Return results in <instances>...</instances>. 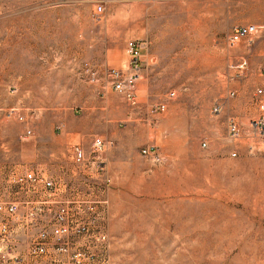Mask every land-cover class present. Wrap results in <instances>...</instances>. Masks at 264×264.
<instances>
[{
  "label": "rangeland",
  "instance_id": "obj_1",
  "mask_svg": "<svg viewBox=\"0 0 264 264\" xmlns=\"http://www.w3.org/2000/svg\"><path fill=\"white\" fill-rule=\"evenodd\" d=\"M248 24L263 28L228 47ZM129 39L143 42L134 106L99 93L107 69L128 67ZM261 42L264 0H0V172L34 170L60 196L107 200L109 247L85 264H264V143L251 135L261 76L237 67ZM65 122L80 134L63 141ZM97 136L103 163L76 164L72 147L93 158Z\"/></svg>",
  "mask_w": 264,
  "mask_h": 264
},
{
  "label": "built area",
  "instance_id": "obj_2",
  "mask_svg": "<svg viewBox=\"0 0 264 264\" xmlns=\"http://www.w3.org/2000/svg\"><path fill=\"white\" fill-rule=\"evenodd\" d=\"M102 6L97 5L94 14L102 12ZM260 25H238L226 36V45L235 46L242 38L262 29ZM252 40H248V45ZM143 42L129 39L125 42V50L129 56L128 67L123 69L109 68L105 80L99 87V93L105 95L112 89L122 95L127 104L134 106L137 101V81L139 79ZM239 74L250 70L246 56L241 55L237 65ZM260 82L253 91V100L257 106L258 117L251 120V135L264 143V63L259 69ZM91 81L96 82L95 71H90ZM233 94V92H231ZM174 92H169L172 98ZM166 102L153 104L152 113L162 112ZM221 105L216 104L214 112H220ZM23 119L22 116H19ZM30 129L27 133H30ZM227 133L229 138L238 139L239 126L234 116L227 118ZM205 145V143H204ZM104 141L97 136L93 140L90 154L76 144L72 147L73 161L78 165L93 163L102 164L97 155L102 150ZM143 156L158 160L154 146L141 149ZM97 156V157H95ZM231 156H236L231 151ZM107 182L110 179L106 178ZM59 186L53 178L34 170L23 172L11 171L8 174L0 172V264H33L39 258L49 256L55 263H61L62 255H67L66 264H85L96 257L99 246L109 247V238L100 228V219L104 216L101 205L107 200L98 201L77 196L67 198L59 195ZM55 209H51L52 204Z\"/></svg>",
  "mask_w": 264,
  "mask_h": 264
},
{
  "label": "crops",
  "instance_id": "obj_3",
  "mask_svg": "<svg viewBox=\"0 0 264 264\" xmlns=\"http://www.w3.org/2000/svg\"><path fill=\"white\" fill-rule=\"evenodd\" d=\"M251 52L252 51L250 49L245 50L241 53V55L246 56V58L248 59L250 69L258 72L264 63V43L262 44L261 42L259 44V49L256 51L255 54H252ZM63 126L64 128H62L61 134L63 136H66V138H63V141L69 139L67 135L71 136L70 139H73L77 134H80L78 132L79 128L77 126H72V128H70L71 126L67 122H65Z\"/></svg>",
  "mask_w": 264,
  "mask_h": 264
}]
</instances>
